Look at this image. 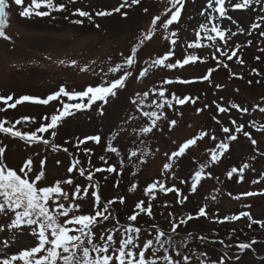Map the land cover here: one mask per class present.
Listing matches in <instances>:
<instances>
[{"label": "rangeland", "instance_id": "obj_1", "mask_svg": "<svg viewBox=\"0 0 264 264\" xmlns=\"http://www.w3.org/2000/svg\"><path fill=\"white\" fill-rule=\"evenodd\" d=\"M30 2L31 0H25V6ZM53 2L64 5V8L50 12L48 17L22 18L19 15L21 6L15 5L14 0H8L5 32L10 39L0 38V96L11 95L13 101H9L10 104L24 95L46 98L61 86L68 91H81L87 86L100 85L104 80L119 78L123 75V70L113 74L108 71L109 68L124 62L131 54L132 47L139 44L142 34H147L155 16L161 15V21H158L151 38L144 40L139 46L136 63L128 69L133 75L126 80L123 89L117 90L116 96L109 97L107 103L97 102L90 109L74 112L72 116L66 117L55 129V137L51 136L53 130L38 133L50 141L48 146L42 143L28 145L19 138L0 133V147L5 149L0 159L16 170L31 159L33 173L30 175L33 177L40 171L41 161H45V176L39 182L40 186H54L56 181L71 178L72 185L62 184L63 189L69 193V202L75 193V185L81 186L82 193L85 187L90 192L98 191L99 207L110 200L116 201L109 205L111 218L101 221L93 229L97 242L102 235L114 233L118 245L124 235L123 227L131 223L142 229L139 234L140 246L149 239H154L157 229L165 232L166 236L173 234L174 240L182 243L177 247L182 251L181 254L164 251L163 247L154 245L157 249L155 258L160 264H163L161 258L165 252L176 264H206V216L198 217L199 208L206 209V168L196 191L191 190V176L199 170L201 164L206 165V136L198 139L183 156L174 157L171 170L167 173L163 170L168 156L178 150L179 145L198 137L200 132H206V81H201L206 75V39H203L205 32L199 27L206 22V15L200 14L206 10V2L182 0L179 21L173 22L167 30L163 29L162 24L171 17V12H167L171 7V0H140L137 5L121 9V13H127L126 16L113 12L111 16L103 17L96 16V12L112 11L123 0ZM77 10L89 12L92 20L74 15ZM165 12L167 14L162 15ZM75 19L82 23L73 24L71 21ZM173 32L177 35L173 36ZM198 32L202 37L201 46L189 48L190 43L197 41ZM173 40L176 41L175 44L172 43ZM170 50L173 55L167 62L183 61L188 55H196L197 60L174 69L149 67L152 60L162 57ZM61 60L64 61L63 64L60 63ZM73 60L76 61L75 65L71 64ZM143 69H148V72L138 79ZM179 79L193 82H174L169 85L163 83L165 80ZM160 90L165 91L168 99H171L174 92L180 98L189 96L190 100L184 105L174 104L172 108L165 106L164 118L157 122L153 132L141 135L140 128L147 126L149 121L136 110L131 100L136 98L137 93L142 96L144 92H149L146 104L154 99L159 101ZM62 99L63 102H69L66 97ZM192 99L196 100L195 104L191 102ZM0 108L5 109L0 112V120H7L9 123H15L22 117L34 118L35 123L22 120L21 124L16 125L17 130L30 132L41 124L49 123L50 116L58 108L62 109V103L57 100L48 105H36L26 101L13 109L0 102ZM197 109L202 111L198 113ZM145 110L160 111L148 108ZM45 116L49 120H45ZM173 120L176 124L170 125ZM94 135L101 137L100 143L85 139ZM52 144L59 146V150L50 149ZM109 145L117 148L119 155L107 151ZM64 148H68V151L65 152ZM86 149L90 151L86 152ZM133 150L138 155L130 158ZM144 152L148 155H142ZM101 157L105 158L106 164ZM73 160H79L80 163L69 173L68 168L72 166ZM109 166L114 167L112 173L106 170L96 172L97 168L106 169ZM80 168L85 170L84 176L79 174ZM89 174L93 175L91 183L86 179ZM160 180L165 182L166 188L179 189L180 195L176 192L163 193L157 185L153 190V199L147 194V189ZM180 180L185 183L181 184ZM132 185H136L135 189ZM120 197L124 198V203L119 202ZM140 201H144L145 208L151 202V215L135 207ZM75 203L80 205V212L75 214H95L97 205L93 196L76 200ZM133 214L137 215V219L129 221L128 218ZM189 214L193 219H186ZM182 218L186 223L179 224L173 233L171 224L178 223ZM117 228L121 231H116ZM37 244L38 238L30 226H14V213L0 212V260L16 256L17 260L13 264H25V260L29 258L20 257L24 251ZM148 258H154L151 251L148 252Z\"/></svg>", "mask_w": 264, "mask_h": 264}, {"label": "snow or ice", "instance_id": "obj_2", "mask_svg": "<svg viewBox=\"0 0 264 264\" xmlns=\"http://www.w3.org/2000/svg\"><path fill=\"white\" fill-rule=\"evenodd\" d=\"M15 5L21 6V11L19 15L22 18H31L33 16L36 17H48L50 12L52 11H60L64 8V5H57L53 2V0H31L30 4L25 6V0H14ZM140 3V0H123L122 3L119 4L118 7H114L112 11H98L96 12V16H111L113 12L121 13V9L127 7H132L133 5H137ZM250 3L260 4L261 0H243V4L236 3V8H246ZM226 0H207L206 10L201 12V15L207 16V22L201 23L199 25L200 29L205 32V36L203 39L207 40H215L210 33H217L220 37V40L223 42L225 47H230L228 44V40H230L233 36L236 35L235 31H232L230 27L221 28V25L217 22L220 18L226 17L227 8L225 7ZM47 9L46 11H41L40 9ZM183 8L182 0H171V7L167 9V12H171V17L163 22L162 27L164 30L169 29V26L173 24V22H178L179 17L181 15V10ZM8 0H0V38L4 40H9L10 37L6 35L5 29L7 27V19H8ZM175 9V11H172ZM147 11V10H145ZM167 12L162 15H166ZM213 13H219V17L214 16ZM126 16L127 13H121ZM74 15H78L79 17H87L90 21L92 17L89 12L77 10ZM231 19V17H227ZM158 21H161V15L155 16L151 20V28L148 30L147 34H142L139 44L135 45L131 49V54L124 60L123 63H117L114 67L109 68V72L115 74L123 70V75L117 79L112 81L104 80L103 83L97 86H87L84 90L76 91L71 90L68 91L64 86H61L58 91L53 92L52 94L47 95L46 98H37L29 95L21 96L18 99H15L13 103H9V101H13V97L11 95L4 97L0 96V102L6 105L8 108H16L17 105H20L26 101H30L36 105H48L52 101L60 100L62 103V109L58 108L55 114L50 116V122L46 124H41L35 131L30 132H22L16 129V125L21 124L23 121H30L35 123V119L31 117H22L15 121V123H9L7 120H0V133H4L10 135L14 138H19L26 142L28 145H33L37 143H42L45 146L50 144V141L44 138L42 135H38V133H48L51 131V136H56L55 129L61 124V122L69 116H72L74 112L82 111L90 109L97 102L107 103L109 97H114L117 95L118 89H123L125 87L126 80L133 75L130 69L136 63V54L139 46L144 43V40H148L151 38L152 34L156 31L158 26ZM73 24L80 25L82 23L81 20L75 19L71 21ZM232 23H237L234 19ZM98 28L99 25H96ZM259 27L258 24L253 23L251 25L252 29H257ZM244 31V29H240ZM229 32L230 35L225 38V32ZM251 34V33H249ZM173 36L177 35L175 32L172 33ZM197 41L195 43H190L188 45L189 48H198L200 47V41L202 39L200 33L197 34ZM261 36H264V31L260 32ZM173 44L176 43L175 40L172 41ZM251 44V41H248ZM239 47V45H237ZM216 50L220 51V46L216 45ZM224 53H222L223 55ZM173 55V51L170 50L162 57H158L151 61L149 67L162 66L168 69H174L177 66L184 67L189 64L190 61L195 62L197 60L196 55H188L186 58L181 60H176L175 63L167 62L169 58ZM236 55V52H232L231 55L227 56L228 60H232L233 56ZM258 59V58H257ZM167 62V63H166ZM237 63H242V61L237 60ZM61 64L64 63L63 60L60 61ZM219 63V60H218ZM72 65L76 64V61H71ZM224 67H228V65H224ZM81 71H86V69H81ZM215 71V69H209L208 74L204 75L201 79L204 81H209V77L211 73ZM148 72V69H143L139 78L143 77ZM253 72H256L253 69ZM259 75L260 73H256ZM180 83V84H189L192 83V80L189 79H179L177 81L165 80L163 83L165 85H169L172 83ZM211 82V81H209ZM217 88H220V85H216ZM159 101L152 100L151 103L146 104L149 97V92H144L141 96L140 93L136 94V98L131 100V103L136 107V110L141 112L143 117L148 119L147 126L140 128L141 135H147L153 132V129L157 126V122L164 118L163 109L165 106L168 108H172L173 105H184L187 101L190 100L189 96H184L180 98L176 93L171 94V99L165 97V91L160 90L158 93ZM63 97L67 98L69 102H63ZM72 101H76L75 103H71ZM191 102L193 104L196 103L195 99H192ZM205 108L208 105L204 106ZM216 107L220 113H225L229 111L227 107H221L220 104H217ZM232 109H237L238 111L247 112L248 109H243L239 105L233 103L230 105ZM148 109H159L157 110H145ZM4 108H0V112L4 111ZM202 109H197L199 113ZM259 111L264 113V107H260ZM134 118V117H133ZM45 120H49V117L45 116ZM216 120V123H220L216 117H213ZM9 126H5V125ZM176 121H170V125H175ZM232 124L235 125V132H242L244 125L237 124L235 120L232 121ZM222 131L224 133L229 134L227 139L231 141H235L237 136L230 133L229 127H223ZM257 131H264V126L257 128ZM206 132H200L198 137L188 139L186 142L178 146V150H174L168 156V162L163 165L164 173H167L169 170L173 168L174 160L173 158L181 157L185 154L186 150L189 149L190 146L195 145L198 139H202L206 136ZM243 135L249 137L251 139L252 144H256L257 141L252 139L247 131L243 132ZM86 140H93L97 143L101 142V137L99 135L89 136L85 138ZM215 140V136L212 137ZM83 141H80L82 143ZM67 143V142H66ZM143 143V141H141ZM51 147L54 150H59V146L52 144ZM216 147L221 150L220 154L226 152L229 148L228 143L221 142ZM65 152L68 151L67 148L63 149ZM90 151V150H85ZM107 151L116 153L119 155L117 148L109 145ZM5 149L0 147V157H3ZM137 151L133 150L130 152V158L137 157ZM142 155L147 156L148 153L144 152ZM106 164L107 161L104 157L100 158ZM218 159V154L216 151H213L211 154V162L215 163ZM143 163V161H141ZM80 163L79 160H73L72 166L68 168V172L72 173L73 168L76 167ZM45 161H41L40 171L35 174V176H31L33 173V161L31 159L26 160L22 167L18 170L12 169L6 165L3 159H0V212L12 211L14 213V226H30L32 228L33 234L38 238V244L36 246L31 247L30 250H26L23 252L20 259H25V264H160V261L155 258L156 255V247L154 245H158L160 247L164 246V241L161 240V237H165L167 234L162 230L157 229V233L154 239H149L142 246L139 245V234L142 231L141 228L135 226L134 224L125 225L122 229L124 235L121 237L118 245L115 242V234L109 233L106 235H102L100 240L97 242L95 239V233L93 229L97 226L101 221H107L111 218L112 213L109 205L115 203L116 201H108L103 207H99L100 204V196L95 192H90L88 188H84L83 193L81 192V186L75 185V193L71 198L67 191H65L62 187V184L72 185L73 180L71 178L66 179L64 181H56L54 186H40L39 182L45 176L44 172ZM250 167L249 164L245 163L240 169L239 172L243 173L245 169ZM206 165L201 164L199 166V170L195 171L194 175L191 176V190L194 192L197 189V185L202 180V174L205 172ZM107 171L108 173H112L114 171V167L109 166L106 169L97 168L96 172ZM237 172V168L233 167L231 171L227 173L228 178H232L233 174ZM79 174L81 176L85 175V170L83 168L79 169ZM135 174V173H133ZM210 175V174H209ZM86 179L91 183L93 180V175L89 174ZM243 176L241 175V180ZM261 179H264V175L261 176ZM259 181L254 180L253 183H258ZM180 183H185L184 180H180ZM159 186V190L163 193L176 192L177 195H180L179 189L175 187H165V182L163 180L157 181L151 184L147 189V194L151 195L154 199L155 196L153 194V190ZM136 185H132V188L135 189ZM89 195L94 197L96 203L95 214H75L80 212V205L75 203L76 200L85 199ZM242 195L252 196L256 195L253 192H246ZM235 199H239L240 197H234ZM186 199V198H185ZM63 201V202H62ZM69 202V203H64ZM120 203H124V198H119ZM182 202V201H181ZM144 201L138 202L135 207L140 209L141 212H147V214L151 215V202H148V207H143ZM246 207H251L247 205ZM207 215L205 207H200L198 211V217H205ZM241 217H247L250 221L249 226L260 224L264 226V221L255 220L251 214L247 211H242L238 215H232L230 217H224L223 220L219 221L221 223L231 220L237 221ZM129 221H135L137 219V215L133 214L129 218ZM187 220L193 219V216L189 214L186 218ZM118 222V221H117ZM186 223L185 219H180L178 223L171 224V231L174 233L179 224ZM156 227V226H153ZM116 231H121V229L117 228ZM170 239V237H169ZM201 239H203L201 237ZM256 243L255 240L250 243H239L235 247L239 249L241 252L243 250L250 249L252 245ZM152 252V256L154 258H148V252ZM42 253V255H40ZM228 256V253H225ZM231 258L230 256L228 257ZM239 258L238 256L236 257ZM163 264H176V262L170 257V255L165 252L163 257L161 258ZM17 260L16 256H12L10 259L0 260V264H13V261ZM185 262H187V257H185ZM219 264H225L224 258H221Z\"/></svg>", "mask_w": 264, "mask_h": 264}, {"label": "trees", "instance_id": "obj_3", "mask_svg": "<svg viewBox=\"0 0 264 264\" xmlns=\"http://www.w3.org/2000/svg\"><path fill=\"white\" fill-rule=\"evenodd\" d=\"M163 248L164 249L166 248L167 250L174 249V248H176V243L173 239H171V238L169 239V237H167L165 239V244H164Z\"/></svg>", "mask_w": 264, "mask_h": 264}, {"label": "bare ground", "instance_id": "obj_4", "mask_svg": "<svg viewBox=\"0 0 264 264\" xmlns=\"http://www.w3.org/2000/svg\"><path fill=\"white\" fill-rule=\"evenodd\" d=\"M204 2H206V0H204Z\"/></svg>", "mask_w": 264, "mask_h": 264}]
</instances>
